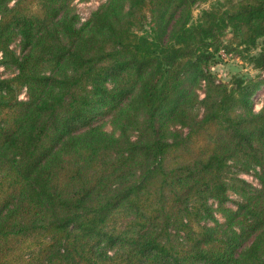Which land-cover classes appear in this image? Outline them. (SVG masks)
Segmentation results:
<instances>
[{
    "label": "trees",
    "instance_id": "obj_1",
    "mask_svg": "<svg viewBox=\"0 0 264 264\" xmlns=\"http://www.w3.org/2000/svg\"><path fill=\"white\" fill-rule=\"evenodd\" d=\"M69 1L0 0V264H264V0Z\"/></svg>",
    "mask_w": 264,
    "mask_h": 264
},
{
    "label": "rangeland",
    "instance_id": "obj_2",
    "mask_svg": "<svg viewBox=\"0 0 264 264\" xmlns=\"http://www.w3.org/2000/svg\"><path fill=\"white\" fill-rule=\"evenodd\" d=\"M106 1L107 0H70L68 4L71 11L77 15V25H81L87 20L93 10L97 9ZM212 1L213 0H206L199 3L197 7L193 8V18L195 19L199 15L201 9L207 7ZM12 46L17 47V43L13 42ZM256 51L257 49H252L246 52L242 51L238 47H235L230 51L220 49L217 52L215 60L211 62L210 69L216 74L218 80L226 83L230 82L234 76L252 77L257 71L248 60V55L249 53H255ZM13 71L14 69L10 66L5 67L0 65V76H10ZM259 72L261 75H264V69ZM195 90L200 97L204 95V85L202 80L195 83ZM19 97L25 98V90L19 92ZM252 101L254 110L258 111L264 102V84L253 94ZM112 113H100L94 117L91 123L97 125L98 127L100 126L103 130L117 134L119 129L115 127L112 122ZM176 127V125H173V128ZM238 174L254 186L258 185V179L255 175L254 169H250L249 171H239ZM237 199L238 195L233 191H229V198L222 204H219L215 199H211L214 207V213L218 220L225 221L230 210L235 208V201Z\"/></svg>",
    "mask_w": 264,
    "mask_h": 264
}]
</instances>
